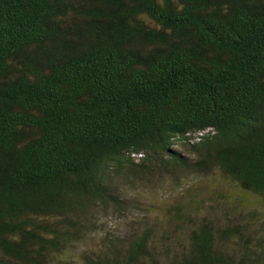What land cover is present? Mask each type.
Listing matches in <instances>:
<instances>
[{
  "label": "trees",
  "instance_id": "trees-1",
  "mask_svg": "<svg viewBox=\"0 0 264 264\" xmlns=\"http://www.w3.org/2000/svg\"><path fill=\"white\" fill-rule=\"evenodd\" d=\"M192 174L264 206V0H0V264H264L263 212L195 219ZM161 182L163 221L66 256Z\"/></svg>",
  "mask_w": 264,
  "mask_h": 264
},
{
  "label": "rangeland",
  "instance_id": "rangeland-1",
  "mask_svg": "<svg viewBox=\"0 0 264 264\" xmlns=\"http://www.w3.org/2000/svg\"><path fill=\"white\" fill-rule=\"evenodd\" d=\"M183 182L182 190L184 191V194L181 195L182 202L180 204H184V207H182L184 208V212L188 213L190 210L191 212H194V210L191 209V206L195 205V203L189 202L190 199L198 202L199 207L203 210L202 213L195 216V219H200L205 214L214 220V223L217 220L222 221V219L225 218V215L231 216L232 213L238 211L237 202H239L240 197L245 198L246 202L251 203L257 208V210L262 211L264 214V206L261 205L260 198L256 196L250 198L239 189H231V185L225 183L222 184L216 174L211 176H198L196 174H192L186 176ZM154 189H157L156 193H151L147 189H139L129 193L131 198H138L141 200L144 207L148 209L147 211L141 209V212H139L137 211L138 209L134 208V211L124 214L117 212L116 214H110L104 217L100 216L98 221L99 230L90 235L87 242L76 244L72 247L66 256L71 257L72 255H79L80 252L87 249L89 245L94 248L98 247V245L102 244V238L107 233L118 236H126L129 238L131 225L134 224L139 215L148 216L151 220H157V222H159V220L160 222L163 221L167 211L172 210L176 205L178 206V203L176 202L180 199L179 194L181 191L178 187L172 188L171 185L163 184L162 182ZM219 194H222L224 199H216ZM210 198L212 199L209 200ZM215 199L216 204L214 203ZM207 202L211 203L208 208V205H206ZM142 203H140V206ZM211 207H214L215 209L212 210ZM225 212L227 214H225ZM172 216L173 215L169 218H171V222L172 220L175 222V218ZM165 225L169 228L173 226L171 223H167V221Z\"/></svg>",
  "mask_w": 264,
  "mask_h": 264
}]
</instances>
